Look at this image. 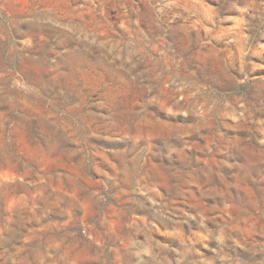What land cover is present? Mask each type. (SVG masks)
Returning <instances> with one entry per match:
<instances>
[{"label": "rangeland", "instance_id": "374dc122", "mask_svg": "<svg viewBox=\"0 0 264 264\" xmlns=\"http://www.w3.org/2000/svg\"><path fill=\"white\" fill-rule=\"evenodd\" d=\"M0 264H264V0H0Z\"/></svg>", "mask_w": 264, "mask_h": 264}]
</instances>
